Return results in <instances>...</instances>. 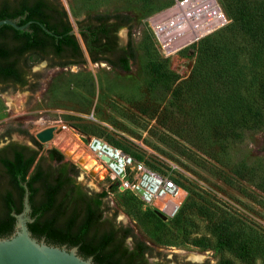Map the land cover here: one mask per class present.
I'll use <instances>...</instances> for the list:
<instances>
[{
  "label": "rangeland",
  "instance_id": "obj_1",
  "mask_svg": "<svg viewBox=\"0 0 264 264\" xmlns=\"http://www.w3.org/2000/svg\"><path fill=\"white\" fill-rule=\"evenodd\" d=\"M59 1L74 28L89 15L128 17L118 39L131 41L134 57L120 69L104 60L53 66L29 56L28 84L0 90V133L21 140L60 125L72 138L62 152L71 162L76 144L98 137L156 172L178 166L184 191L171 217L118 191L99 171L77 167L83 186L104 193L115 224L148 246L149 263L264 264V0H217L227 23L206 36L226 34L219 45L235 53L242 74L230 87L236 97L211 111L192 100L206 88L195 85L207 65L195 49L202 38L166 56L146 22L172 0Z\"/></svg>",
  "mask_w": 264,
  "mask_h": 264
},
{
  "label": "trees",
  "instance_id": "obj_2",
  "mask_svg": "<svg viewBox=\"0 0 264 264\" xmlns=\"http://www.w3.org/2000/svg\"><path fill=\"white\" fill-rule=\"evenodd\" d=\"M16 17L19 18L18 24L29 22L26 29L0 25V79L10 80V84L3 89L9 85L28 84L26 64L31 55L53 66L86 60L77 34L70 33L74 27L59 0H18V8L0 6V19ZM128 22V17L120 14L89 15L76 22L77 32L92 62L104 60L116 68H128L129 61L134 57L131 41L128 39L125 45H120L117 35L118 29L128 25ZM40 24L53 34L47 33ZM238 27L241 29L242 25L238 24ZM221 35L223 39H219ZM226 38V34L216 32L195 45V49L207 57L206 67L199 69L200 75L195 80L196 86L204 85L206 88L197 91L195 98H192L200 110L207 105L212 107L206 109L208 111L221 108L215 105L236 97L230 87L234 81L239 84L237 78L242 73L232 60H235V53L231 54L230 49L219 45ZM254 66L257 65L254 63ZM253 80L254 77L251 78ZM262 85L264 94V83ZM216 87L219 90L222 88L225 93L216 92ZM224 96L226 99H223ZM242 117L245 120L243 112ZM35 142L41 147L37 140ZM37 152L30 157L29 164L21 174V180L29 190L33 221L28 223V228L32 236L44 238L46 243L56 246H76L80 256L92 258V264H168L149 263L146 259L150 251L148 246L137 240L129 228H114L112 224L100 220L103 209H108L103 200L104 193H85L75 180L78 176L77 166L66 160L58 149H48V157L41 156L27 176ZM46 159L49 160L48 164H45ZM44 166L46 172L40 170ZM35 182H39L40 187H34ZM20 189L23 193L22 186ZM150 213L158 217L156 212ZM9 225L8 221H0V234L7 232L4 228ZM128 236L133 238L131 247L124 243Z\"/></svg>",
  "mask_w": 264,
  "mask_h": 264
},
{
  "label": "built area",
  "instance_id": "obj_3",
  "mask_svg": "<svg viewBox=\"0 0 264 264\" xmlns=\"http://www.w3.org/2000/svg\"><path fill=\"white\" fill-rule=\"evenodd\" d=\"M146 22L159 51L168 56L219 29L227 19L217 0H172L166 7L151 13ZM77 149L85 150V154H81L94 161L90 168H86L81 156H74ZM72 157L80 169L99 171L100 179L108 177L118 191L131 193L144 205L154 206L167 217L178 211L184 174L175 164L170 163L164 173L156 172L98 137L76 144Z\"/></svg>",
  "mask_w": 264,
  "mask_h": 264
},
{
  "label": "flooded vegetation",
  "instance_id": "obj_4",
  "mask_svg": "<svg viewBox=\"0 0 264 264\" xmlns=\"http://www.w3.org/2000/svg\"><path fill=\"white\" fill-rule=\"evenodd\" d=\"M2 5L8 6L9 8H14V7L18 8V0H0V6ZM15 19L18 20V17H16ZM15 19H12V20H15ZM74 32L77 34L79 38L80 45L84 51V56L86 57V59H89L84 43L80 35L78 34L76 28H73L70 31V33H74ZM117 35H118V32H117ZM6 84H10V80L8 81V80L0 79V90L1 91L5 90L3 88L5 87ZM14 86H18V84L9 85L8 87H14ZM35 140L36 139L32 136L22 137L21 140L16 139L14 136L11 135V132L8 130L0 133V221L4 220V222L8 221L10 223L9 226L4 228L5 230H8V231L7 232L5 231L3 232V234H0V238H9L15 232V225L17 221L16 216L18 215V213L22 211V208H23V197H24L25 187L28 190L26 183L22 182L21 180V174L24 171L26 165L29 164L30 157L35 152L38 151L34 161L32 162L30 168L27 171V176L34 170V166L37 164L41 156L48 157V149L43 150L42 147H39L36 144ZM48 163H49V160L46 159L45 164H48ZM40 170L43 172H46L47 168H45L44 166ZM75 180L77 183L81 185V189L85 193L87 194L94 193V191L89 186H83L81 184V180L78 176H76ZM21 186L24 189L23 193L20 189ZM33 186L36 188L40 187L39 182L33 183ZM37 195L39 196V193ZM28 203L30 206V211L28 212V215L30 216V218H32V221H33V217H31L32 207L29 201V190H28ZM100 220L106 221L108 222V224L109 223L112 224L114 228H119V226L115 224L116 223L115 218L112 217V214L110 212L108 213V209L107 210L103 209L102 214L100 216ZM128 238L131 241L130 245H128L129 243L127 242ZM41 239H44V238H41ZM124 243L127 246L131 247L133 243V238L131 236L126 237L124 240ZM48 245H52V244H48ZM62 246L66 247L65 245H62ZM167 263L171 264L170 262H167ZM200 264H208V263L204 261Z\"/></svg>",
  "mask_w": 264,
  "mask_h": 264
},
{
  "label": "water",
  "instance_id": "obj_5",
  "mask_svg": "<svg viewBox=\"0 0 264 264\" xmlns=\"http://www.w3.org/2000/svg\"><path fill=\"white\" fill-rule=\"evenodd\" d=\"M17 22H19V18L18 20L0 19V25L7 24L18 30L26 29L29 24V22L24 24ZM40 25L47 33L53 34L43 24ZM61 129L60 125L46 126L36 131L34 137L39 143L47 144ZM71 142L72 138L68 136L58 145V150L61 153H68L67 150L65 151V147ZM29 211L28 190L25 187L23 208L16 216L15 232L9 238H0V264H92V258L85 259L80 256L76 246L67 249L64 246L48 245L44 239L32 236L27 225L32 221L28 215ZM158 214L162 215L161 212Z\"/></svg>",
  "mask_w": 264,
  "mask_h": 264
},
{
  "label": "bare ground",
  "instance_id": "obj_6",
  "mask_svg": "<svg viewBox=\"0 0 264 264\" xmlns=\"http://www.w3.org/2000/svg\"><path fill=\"white\" fill-rule=\"evenodd\" d=\"M67 132H68L67 129L64 128L50 142L59 143L60 144L63 140H65V138L68 137V135H66ZM74 156H81L82 162L85 160L84 164H85L86 168H90L93 165V163H94V161L92 159H90L88 156H83L81 154L80 150H78L77 152H75V155ZM182 194H183V192H182ZM193 258L194 259H200L201 256L197 255V256H193Z\"/></svg>",
  "mask_w": 264,
  "mask_h": 264
}]
</instances>
